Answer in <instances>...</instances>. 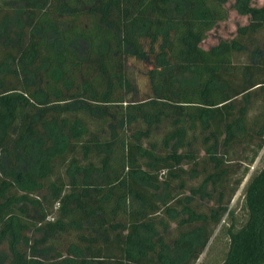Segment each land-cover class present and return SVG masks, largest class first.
<instances>
[{"label":"trees","instance_id":"16d2710c","mask_svg":"<svg viewBox=\"0 0 264 264\" xmlns=\"http://www.w3.org/2000/svg\"><path fill=\"white\" fill-rule=\"evenodd\" d=\"M260 30L252 0H0V264H202L264 147ZM241 195L215 264H264V168Z\"/></svg>","mask_w":264,"mask_h":264},{"label":"rangeland","instance_id":"374dc122","mask_svg":"<svg viewBox=\"0 0 264 264\" xmlns=\"http://www.w3.org/2000/svg\"><path fill=\"white\" fill-rule=\"evenodd\" d=\"M263 3L264 0H252V4L254 6H261L263 5ZM231 5H232L231 3L227 4L228 19L226 21L218 23L216 27L208 33L207 38L202 43L203 47L206 48L212 46L216 44L220 39L227 40L232 38L235 35L237 27L241 25H245L248 22V18L246 16H241L237 14L235 10L232 9ZM73 47L77 50L79 54L81 55L84 54L85 44L82 41H77L76 43L73 44ZM263 55H264V30H260L246 37L244 41V47L241 51L237 52L234 55V61L239 63L255 61ZM179 83L181 85L193 84L194 78H192L189 75H184L180 78ZM262 168H264V147L259 152L254 163L249 166L246 179L252 173L257 172ZM246 179H244L242 185L240 186L239 190L237 191V193L235 194L229 205V208H232L234 211L233 218H229L227 215H225L222 218L220 225L217 227L212 237V239L213 238L215 239L208 243V246L201 255L198 263L202 261V264H215L216 262H219L221 260L224 253L226 252L228 247V237L225 234V230H223L222 232L219 230L222 225L224 227H227L231 224L233 219L235 220V222H237L238 220H241L242 217L244 216L245 210L242 203L241 190L243 184L246 182ZM197 182H198L197 180L192 182V185L197 184ZM192 200L195 201L194 202L195 207L201 211L206 212L207 208L211 207L212 205V202L206 201L205 199L199 200L195 196L193 197ZM177 234L178 231L176 225L173 224L167 237L169 240H172L177 236ZM63 252L64 251H62V253Z\"/></svg>","mask_w":264,"mask_h":264}]
</instances>
